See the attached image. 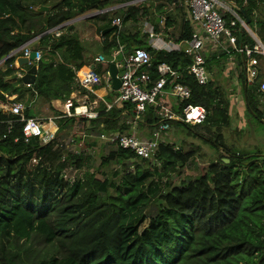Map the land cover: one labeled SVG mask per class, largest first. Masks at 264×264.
<instances>
[{"label":"trees","instance_id":"1","mask_svg":"<svg viewBox=\"0 0 264 264\" xmlns=\"http://www.w3.org/2000/svg\"><path fill=\"white\" fill-rule=\"evenodd\" d=\"M133 1L0 0V62L5 59L0 68V101L11 104L31 91L53 110V101L68 100L78 89L76 72L85 67L84 49L75 35L54 37L49 31L66 29L64 24L89 12ZM232 1L245 12L249 28L264 44V0H248L246 7H242V0ZM39 6L50 10L34 11ZM107 15L96 16L107 21L99 33L109 29L103 36L106 43L116 48L125 44L126 54L135 49L147 51L152 68L143 71L152 81L158 79L156 67L161 63L180 72L179 82L191 90V98L184 105L202 107L207 115L198 126L170 124L222 150L221 157L229 164L219 159L193 180L172 188L165 183L166 189L161 191L159 181L148 182L152 174L144 167L147 160L115 148L113 155L118 161L133 163V172L119 176L117 182L89 173L71 181L63 173L71 165L81 168L77 153L61 147L51 152L54 141L44 145L38 137L25 139L23 123L0 113V264H264V156L225 146L222 131L231 128L230 97L214 81L198 86L186 70L192 61L183 52L155 51L139 39L137 32L131 34L126 25L137 22L139 11L135 6H126L110 19ZM224 18L227 23L233 19L228 14ZM115 19L120 24L117 29H113ZM67 28L72 30L71 26ZM39 36L33 51L43 53V58L37 64L34 85L24 89L21 80L14 78L18 55L8 56ZM190 37V27L184 23L183 34L176 42ZM236 41L238 45L254 43L241 28ZM56 56L60 60L52 61ZM226 57L225 53L207 56V69ZM109 64L95 65V73H106ZM240 80L241 93L246 94V114L264 130L259 122L264 115L258 108L264 109V97L247 87L242 73ZM113 96L111 92L107 99ZM74 107L75 102L71 114ZM132 108L126 104L122 109L112 107L107 111L101 103L97 117L91 120L53 112L58 126H80L87 133L99 135L130 132L126 119ZM24 116L32 118L29 106ZM9 122L12 128L7 133ZM158 122L154 110L148 107L143 125L152 128ZM86 124L89 127L85 129ZM194 153L165 144L160 145L155 160L162 170L174 171L178 164L191 163ZM39 156L46 157L51 167L40 162L33 165V159ZM246 161L248 165L243 164Z\"/></svg>","mask_w":264,"mask_h":264},{"label":"built area","instance_id":"2","mask_svg":"<svg viewBox=\"0 0 264 264\" xmlns=\"http://www.w3.org/2000/svg\"><path fill=\"white\" fill-rule=\"evenodd\" d=\"M184 3L187 7V22L191 30V37L177 44L171 43L164 49L168 52H183L191 59L192 63L186 70L200 87L206 86L210 79L206 65L207 56L220 53L230 55L231 52H234L241 57L245 84L252 86V89L264 97V76L261 78L264 71L259 69V57H264V45L249 26H245V20L239 13L241 8L227 0H185ZM246 6H248V0H242V7ZM226 14L233 18L229 23L224 18ZM239 28L246 29V33L254 42L252 46L237 44L236 33ZM58 29L60 27L52 30L55 37L60 36ZM148 33L150 39L156 38L152 29H148ZM26 48L27 46L24 45V48L14 54L18 55L22 52V57L28 58L31 52ZM14 54L12 56H15ZM40 59L41 54L38 51L32 64L38 63ZM151 60L152 57L147 51L135 49L125 55L120 62L114 63L121 85L115 92L112 102L104 104V107L108 111L112 107L122 109L126 104L132 105L133 108L129 110L131 115L126 119V125L129 126L130 132H111L101 134L99 137L116 149L130 152L135 157L144 160H154L160 145L167 144L164 136L168 131L171 132L170 122L198 126L205 122L207 115L206 110L202 107L184 105L191 98V90L179 82L180 72L170 65L166 63L157 65L158 79L152 81L150 75L143 71L152 68ZM95 61L104 63L100 56ZM15 63L14 68L16 67ZM22 76L23 74H18L17 78L21 79ZM110 81L108 75H100L91 70L76 77L79 87L91 93L104 82L110 84ZM25 87L30 88L31 86ZM168 98H171L173 104L169 103ZM72 99L64 102L66 117L74 115L89 120L97 117L96 112L88 110L85 104L80 105V103L74 107V114H71ZM174 104H178L177 115L174 114ZM79 106L85 109L80 114L76 112ZM148 107L154 110L159 122L152 127L148 136H139L136 128L143 122ZM26 109L27 106L22 102L6 104L0 101V113L17 117L23 123L22 134L25 139L38 137L44 145L55 141V134L51 126L43 129L36 119L25 118ZM11 128L12 122H9L7 133L11 131Z\"/></svg>","mask_w":264,"mask_h":264},{"label":"rangeland","instance_id":"3","mask_svg":"<svg viewBox=\"0 0 264 264\" xmlns=\"http://www.w3.org/2000/svg\"><path fill=\"white\" fill-rule=\"evenodd\" d=\"M51 2H58L59 0H50ZM137 1V0H136ZM142 1V2H141ZM140 2H130L125 5H111L109 8L105 9L108 12L107 19L113 17L114 13L119 15L120 10H125L126 6H135L141 7L144 1ZM141 4V5H140ZM41 7V6H39ZM34 7V11L37 8ZM48 7V6H44ZM50 10V7H48ZM104 10V11H105ZM97 12H89L85 15L74 18L80 19L82 17L88 16V20L93 19V15H100L102 13ZM115 14V15H116ZM169 14V13H168ZM114 15V16H115ZM183 16V15H182ZM92 17V18H91ZM87 20V21H88ZM72 21V20H71ZM87 21L85 20L84 27L79 26L78 24L75 26L76 29V37L83 41V46L86 51H88L92 55H97L96 51V38L99 39V31L94 30L96 21H91L90 25H87ZM117 21V20H116ZM115 21V22H116ZM119 21V20H118ZM70 22V21H69ZM67 24V23H66ZM118 24V22H117ZM116 24V25H117ZM65 26V25H64ZM79 26V27H78ZM97 26V25H96ZM52 31H49L51 33ZM70 34L69 30H62L59 34ZM55 37V35H53ZM174 40V39H172ZM38 38H34L25 44L30 49H35L37 47ZM264 45V44H263ZM20 51V50H19ZM16 51H14L11 55H13ZM41 58H43V53H41ZM99 54L107 60V56L102 51H99ZM16 55V54H14ZM22 55V52L18 54V57ZM17 57V58H18ZM45 60H49V57L45 55ZM60 60L59 56H56L52 61L58 62ZM2 61L0 63V68L3 67ZM16 64V63H15ZM36 65L38 63H35ZM26 67L16 68L14 72V78L17 77L18 74H25ZM259 69L264 71V57H259ZM210 73L209 81H214L217 86L221 89V91L225 94V96L230 97V116H231V128L222 131L224 136V144L227 148H233L237 150H241L247 152L251 155L262 154L264 156V130L259 126V123L255 120H251L246 114V109L244 105V101L242 99L241 93L242 82L240 80L241 73L243 74L242 68V60L239 55H236L234 52H231L230 55H227L226 59H221L220 63L217 65H212L211 69L208 70ZM244 75V74H243ZM264 76V73L261 75V78ZM18 79V78H17ZM249 89L252 86H247ZM28 87H24L27 89ZM168 101H171V98H168ZM15 102H22L26 106H29V112L32 118L36 119V121L40 124L41 128L45 129L51 126L55 134V141L52 145V151L60 150L61 148H65L67 151H71L80 156L81 168H75V166H68L63 173V176L71 181L78 180L84 177V174H95L98 178L111 180L113 182H117L119 176L125 174L128 171H134V165L131 162L118 161L116 157L113 155L112 151L115 147L111 144H108L102 141L99 137L101 134H90L87 133L84 128L80 126L73 127H60L58 126V117L55 116L53 110L57 111L59 108L50 109L49 105L45 103L43 100L36 98L35 95L31 93V91L26 92L21 98L16 99ZM111 102V99H110ZM80 105H83L82 103ZM88 107L93 109V106L87 104ZM259 110L264 115V109L258 107ZM64 114V111H59ZM178 113V104H174V114ZM65 115V114H64ZM247 120L250 121L253 128V136L250 134L249 127H247ZM264 121V118L263 120ZM141 124V123H140ZM139 125V124H138ZM171 132H167L165 134L167 144L173 146L175 150L182 151H194V156L191 163H187L184 165L178 164L175 167L174 171L167 170L164 171L161 169L160 164L157 160H147L148 163L144 164V167L147 168L148 171L151 172L152 177L148 180L151 181H159L160 190L164 191L166 189L165 183H169L170 187L180 186L183 182H187L189 180H193L194 178L200 176L206 171V168L215 163L217 160H227L222 156L223 151L214 148L213 144L210 142H204L199 138H194L192 135L188 134L184 130L183 127H176L172 124ZM89 127V124H86V128ZM147 127V126H146ZM143 130V134L149 129L145 127H141ZM152 130V128H150ZM200 132V131H199ZM203 134V133H202ZM246 135L248 137L246 138ZM208 136H205L207 138ZM43 163L47 167H51V163L46 157H35L32 161L33 165H37L38 163ZM104 162H107L104 164ZM152 210H150L151 212ZM146 226V223L144 224ZM143 226V227H144ZM42 248V247H40Z\"/></svg>","mask_w":264,"mask_h":264},{"label":"crops","instance_id":"4","mask_svg":"<svg viewBox=\"0 0 264 264\" xmlns=\"http://www.w3.org/2000/svg\"><path fill=\"white\" fill-rule=\"evenodd\" d=\"M137 1L140 2L141 0H137ZM137 1H135V2H137ZM143 1L144 2L141 3L142 4L141 7H135L139 11L137 22L136 23L129 22L126 25V28H130L129 30H130L131 34L137 32L139 35V39L144 41L145 43H147V45L151 49H153L155 51H163V52L168 53V51H166L164 48L171 43H175V44L180 43V42H176V40L183 34V24L184 23L188 24V22H187V7L184 3L185 0H182V1L176 0L174 3H168L167 0H143ZM227 1L230 3H233L232 0H227ZM158 8H160L159 11H157ZM108 12L109 11L105 10V11H101L99 13H107L108 14ZM144 12H146V14ZM97 15L98 14L93 15L92 16L93 19H91V20H88V16L82 17L80 19L72 20V21L68 22L67 24H65V27H66L65 30H68L67 27L71 26L72 30L70 31V34L76 35L77 34L76 33L77 27L75 28V26L78 24L79 26L84 27L83 24H85V20L86 21L88 20L87 25H90L91 21H96L97 26L95 25L94 30L98 29V31H100V30H102L103 27L106 26L107 21L97 19L96 18ZM116 20L117 19L114 20L113 25H116L118 22L117 26H119L120 25L119 21L118 20L116 21ZM167 24L169 27H167ZM148 29H152L154 36L156 38H154V39L149 38ZM105 30H108V29H105ZM105 30H103L101 33H99L100 34L99 39L96 38L95 49L98 52L97 55L94 56V55L90 54L88 51L85 50V48L82 44L83 49H84L83 58H84V62H85V67H83L81 70L76 72V75H75L76 77L84 75L88 70H90V68L92 66L95 68V65H105L108 62L109 63L120 62L122 60V58L125 55H127L125 52V44L119 45L118 48L109 47V45L106 43V39L103 37L106 34V33L103 34V32ZM58 31L62 32V30H58ZM51 33L53 34V31ZM107 33H109V32H107ZM61 34H63V33H61ZM172 39H174V40H172ZM80 41H81V43H83L82 40H80ZM26 49L30 52H32L34 50V49H30L28 47ZM99 51H102L103 53H105L108 59L105 60L101 56V54H99ZM99 56L104 60V63H97L95 61L96 58ZM20 58H23V57L20 55ZM16 60H15V62H16ZM34 65H36V64H34ZM102 75H108L109 76L108 70L106 73H104ZM15 79L19 80V79H17L16 76H15ZM15 79H9V80H11V82H13ZM75 82H76V78H75ZM77 86H78V89L74 90L73 93L71 94V96L69 97V99L73 98L72 99L73 102H75L77 105L79 103L85 104V106L87 107L88 110L96 112V109L98 108V106L101 103H103V104L110 103V100H108L107 97H109V94L111 92H113L112 86H111V81H110V84H107L104 82L100 87H96L92 91V93L80 88L78 84H77ZM239 94L242 95V93H240V92H239ZM91 96H94L93 100L90 99ZM243 96H244V94L241 96L242 99H243ZM112 100H111V102H112ZM169 103L173 104L171 101ZM87 104H89L90 106H93V109L91 107H88ZM52 106H54V108L55 107L59 108V109H57L58 112L61 111V109H62V111H64V102L53 101ZM141 127H145L146 129H148V127H146L145 125H143V123H141V124L137 125V128H136L137 134L139 136H148L151 132V129L149 128L144 133V135H142L143 134L142 132L145 129H143V128L141 129Z\"/></svg>","mask_w":264,"mask_h":264},{"label":"water","instance_id":"5","mask_svg":"<svg viewBox=\"0 0 264 264\" xmlns=\"http://www.w3.org/2000/svg\"><path fill=\"white\" fill-rule=\"evenodd\" d=\"M48 11H49V8L48 7H44V6H41V7H39V8L36 9V12H39V13H47ZM239 13L241 14V16L243 17V19L245 20V26L247 27L249 25V23H250V20L247 18L246 14H245V12L243 10H239ZM117 28H118L117 25H113V29H117ZM107 32H109V29L108 30H105L103 32V34L104 33H107ZM241 32L242 33H246V29L245 28H241ZM42 35H44V34H42ZM41 36H39L37 38L39 39ZM22 48H24V45L22 47H20L19 49L15 50V51H19ZM13 52H11V54ZM11 54L8 57L12 56ZM36 57H37V52H31L29 54L28 58H20L19 57L16 60V68H22V67H25V66H31L25 72V74L21 77V83L24 86H32L35 83L36 74H37V66L34 65V64H32V63L34 62V60H35ZM4 60L5 59H3L2 61H4ZM90 70L91 71H94V67L92 66L90 68ZM108 74H109V77L111 79L112 91L113 92H117L119 90V88H120L121 82H120V80L117 77L118 70H117V67H116V65L114 63H110L109 64V66H108ZM243 98H244V101H245V104H246V94H245V92H244ZM246 106H247V104H246ZM249 111H250V109H249ZM260 123L262 124V126H264V121H260ZM247 124H248V127H249L250 134L253 136V128H252V125H251V123H250L249 120H247ZM247 137H248V135H246V138ZM222 161L225 164H227V165L229 164V160H222ZM243 164L244 165H248L249 162L246 161Z\"/></svg>","mask_w":264,"mask_h":264},{"label":"bare ground","instance_id":"6","mask_svg":"<svg viewBox=\"0 0 264 264\" xmlns=\"http://www.w3.org/2000/svg\"><path fill=\"white\" fill-rule=\"evenodd\" d=\"M86 72V71H85ZM85 111V109H83V107L82 106H79L78 108H77V110H76V112L77 113H82V112H84Z\"/></svg>","mask_w":264,"mask_h":264},{"label":"flooded vegetation","instance_id":"7","mask_svg":"<svg viewBox=\"0 0 264 264\" xmlns=\"http://www.w3.org/2000/svg\"><path fill=\"white\" fill-rule=\"evenodd\" d=\"M262 121V120H259V122Z\"/></svg>","mask_w":264,"mask_h":264},{"label":"clouds","instance_id":"8","mask_svg":"<svg viewBox=\"0 0 264 264\" xmlns=\"http://www.w3.org/2000/svg\"><path fill=\"white\" fill-rule=\"evenodd\" d=\"M32 52H35V51H32Z\"/></svg>","mask_w":264,"mask_h":264}]
</instances>
